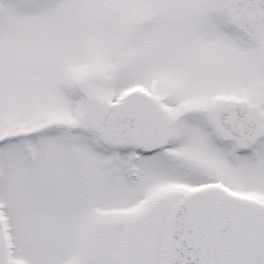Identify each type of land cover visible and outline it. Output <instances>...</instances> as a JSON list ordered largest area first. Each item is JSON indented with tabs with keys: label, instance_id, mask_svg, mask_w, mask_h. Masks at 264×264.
<instances>
[{
	"label": "snow or ice",
	"instance_id": "6c2138e0",
	"mask_svg": "<svg viewBox=\"0 0 264 264\" xmlns=\"http://www.w3.org/2000/svg\"><path fill=\"white\" fill-rule=\"evenodd\" d=\"M0 264H264V0H0Z\"/></svg>",
	"mask_w": 264,
	"mask_h": 264
}]
</instances>
